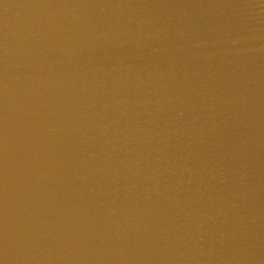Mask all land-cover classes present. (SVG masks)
Returning a JSON list of instances; mask_svg holds the SVG:
<instances>
[{"label":"water","instance_id":"obj_1","mask_svg":"<svg viewBox=\"0 0 264 264\" xmlns=\"http://www.w3.org/2000/svg\"><path fill=\"white\" fill-rule=\"evenodd\" d=\"M0 264H264V0H0Z\"/></svg>","mask_w":264,"mask_h":264}]
</instances>
